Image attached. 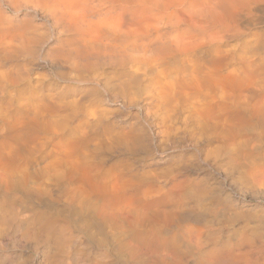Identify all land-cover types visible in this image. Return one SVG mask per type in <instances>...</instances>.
Here are the masks:
<instances>
[{
  "label": "clouds",
  "instance_id": "obj_1",
  "mask_svg": "<svg viewBox=\"0 0 264 264\" xmlns=\"http://www.w3.org/2000/svg\"><path fill=\"white\" fill-rule=\"evenodd\" d=\"M0 264H264V0H0Z\"/></svg>",
  "mask_w": 264,
  "mask_h": 264
}]
</instances>
